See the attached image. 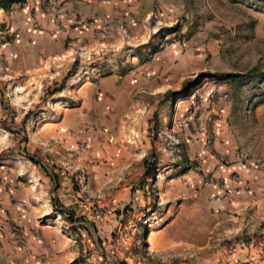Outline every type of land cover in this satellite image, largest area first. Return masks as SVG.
Returning a JSON list of instances; mask_svg holds the SVG:
<instances>
[{
	"label": "rangeland",
	"instance_id": "1",
	"mask_svg": "<svg viewBox=\"0 0 264 264\" xmlns=\"http://www.w3.org/2000/svg\"><path fill=\"white\" fill-rule=\"evenodd\" d=\"M117 1L131 8L123 17L129 25L142 26L146 42L132 38L119 48L74 54V74L52 96L71 66L38 79L30 92L23 93L29 86L23 77L0 82V173L5 177L4 182L0 178V193L6 200L5 207L0 206V264H45V244L61 238L48 233L53 228L70 233L76 264H96L99 259L143 264L145 256L138 250L142 236L147 232L146 244L152 232L151 245L154 237L144 222L150 223L163 207L158 187L168 175L188 170L190 151L196 147L184 135L204 133L212 140L219 131L228 137L235 156L259 172L258 179L264 177V0ZM8 30L0 24V37L14 39ZM166 46L193 52L202 59V70L190 71L167 95L152 97L147 109L138 112L143 119L135 132L120 127L113 144L138 138L132 146L141 160L127 170L109 171V156L103 155L108 148L96 140L102 129L94 123V108L79 107L69 85L79 79V84L97 86L99 77L118 69L111 67L112 59L126 61L139 49L152 56ZM99 63L104 64L99 68ZM70 109L78 116L68 119ZM51 127L62 137L48 136ZM141 155L156 163L152 180L143 179ZM94 166H99L97 173ZM32 171L42 178H32ZM110 197L115 199L112 210L95 203ZM72 204L85 207L86 213H76ZM61 208L63 216L58 214ZM97 211L102 214L94 219ZM172 258L175 264H264V213L222 232L206 251Z\"/></svg>",
	"mask_w": 264,
	"mask_h": 264
},
{
	"label": "crops",
	"instance_id": "2",
	"mask_svg": "<svg viewBox=\"0 0 264 264\" xmlns=\"http://www.w3.org/2000/svg\"><path fill=\"white\" fill-rule=\"evenodd\" d=\"M49 4L50 11L57 13L58 21L51 13H45L44 6ZM125 4L117 0H23L21 4H12L9 11L0 9V24L14 34V39L10 35L0 37V82L9 80L15 83L19 77H23V82L29 84L23 93L30 92L38 79L70 67L76 53L119 48L127 41L131 44L132 38L141 37L146 42L147 36L142 26L129 25L127 17H123L131 11ZM67 17L72 20L65 21ZM74 20H93L97 26L79 31L73 26ZM103 26L106 32L104 29L103 32L99 31ZM143 51L139 49L130 54L126 61L112 59L114 63L111 67L118 69L99 77L95 82L97 86L89 81L69 85L75 91L74 97L80 103L79 107L94 108V123L102 129L96 140L105 142L108 148L103 155L109 156V171L127 170L141 160L132 146L137 145L138 138L130 139L127 136L130 142L113 144V140L119 138L120 127L135 132L137 124L143 119L138 112L147 109L153 101L152 97L172 90L174 84L179 87L190 71L202 70V59L188 50L181 52L174 46H166L152 56H146ZM103 64L99 63L98 67ZM94 70L99 74L100 70ZM67 116L68 119L75 118L78 112L70 109ZM214 132L212 140L204 133L183 136H190L196 147L190 151L188 170L174 176L168 175L158 187L162 191L163 207L149 223V228L154 231L153 252L145 249L144 237L147 232L142 236V245L138 250L145 256L141 259L143 264H156L150 256L170 258L206 251L222 232L237 226L240 221L250 223L264 213V177L259 176L258 179L256 175L259 172L235 156L228 146L226 135ZM46 133L48 136L62 137V133L52 127L47 128ZM141 156L144 165L147 157ZM221 157L228 158L231 164L222 165L219 162ZM193 160L200 168L193 164ZM98 167H93L96 168L94 172H98ZM32 173V178H42L37 172ZM234 174L247 183L248 191L231 192L237 187L231 180ZM0 178L4 182L5 177L1 173ZM113 198L95 203L99 208L106 206L112 210L111 204H115ZM136 199L132 200L134 204L138 201ZM5 204L6 200L0 193V206L4 208ZM73 209H76L75 205ZM85 211V207L77 206L76 213L84 215ZM101 214L102 211H97L94 219L100 218L98 215ZM48 233L62 239L59 242L50 240L45 244V264H76L77 250L70 233L66 230L62 233L56 228ZM96 264L111 262L99 259Z\"/></svg>",
	"mask_w": 264,
	"mask_h": 264
},
{
	"label": "trees",
	"instance_id": "3",
	"mask_svg": "<svg viewBox=\"0 0 264 264\" xmlns=\"http://www.w3.org/2000/svg\"><path fill=\"white\" fill-rule=\"evenodd\" d=\"M21 3H23V0H0V9H3L4 11H9L10 8H11V5H12V4H21ZM170 31H171V32H174V30H170ZM77 66H78V61L75 60V61L73 62V64L71 65L69 71L67 72L66 76L64 77V79H63V83H61V85H60L57 89H54L53 91H51L50 96L55 95V94H57V93H60V92L63 90V88H64V81H65L66 79H68L69 77H71V76L74 74V72H75ZM235 77L237 78V77H239V75H235ZM167 94H168V93H166L165 95H167ZM29 114H30V113H27V114L25 115V117H24V119H23V121H22V124H24V123L28 120V118H29ZM6 130H7V129H6ZM17 132H19V131H17ZM23 142H25V140H23ZM28 158H30V157L28 156ZM33 160H34V159L30 158V161H31V162H34L35 164H38V165L40 166V168L43 169V167L41 166V163H40L39 161H33ZM155 168H156V163H155L154 161H153V162L150 161V159L147 158V159L144 161L143 179H145V180H152V179L154 178ZM50 179H51L52 181H54L55 184H57V177H56V175H53V174H52V175L50 176ZM65 213H66V212L63 210V208L58 209V214H59L60 216L65 215ZM67 214H70V215H71L72 213H67ZM70 218H71V217H68V220L71 221Z\"/></svg>",
	"mask_w": 264,
	"mask_h": 264
},
{
	"label": "built area",
	"instance_id": "4",
	"mask_svg": "<svg viewBox=\"0 0 264 264\" xmlns=\"http://www.w3.org/2000/svg\"><path fill=\"white\" fill-rule=\"evenodd\" d=\"M44 7H45V13H47V14L51 13L54 16L55 20L58 21L57 13L50 11V4L47 5V6L45 5ZM70 20H72V19L68 18V17L65 19V21H70ZM65 25H66V22H64V26ZM73 26L76 29H78L79 31H82V30H85V29H95L97 25H96L95 21H93V20H86V21L74 20L73 21ZM6 34H11V31L8 30L6 32ZM207 144H209V140H207ZM219 162L222 165H224V166L229 165L228 160H226L224 157H221L219 159ZM198 168H200L199 165H198ZM231 180H232L233 183H235L237 185V187L235 189H233L231 192H234V193L235 192H239V191L246 192V191L249 190V187H248L247 183L243 182L239 175H235V174L232 175ZM144 224H146L147 229H149V223H147V222L145 223L144 222ZM150 257H151L152 260H154V262L156 264H175V262H176L175 261L176 259H174L172 257H170V258H160V257H152V256H150Z\"/></svg>",
	"mask_w": 264,
	"mask_h": 264
},
{
	"label": "bare ground",
	"instance_id": "5",
	"mask_svg": "<svg viewBox=\"0 0 264 264\" xmlns=\"http://www.w3.org/2000/svg\"><path fill=\"white\" fill-rule=\"evenodd\" d=\"M79 81V79L78 80H73V84H76L77 82ZM152 234V232H150L149 233V235L146 237V244H145V249H146V251H148V252H153L154 251V248H153V246L151 245V244H149V242H150V238H149V236ZM147 252V253H148Z\"/></svg>",
	"mask_w": 264,
	"mask_h": 264
}]
</instances>
